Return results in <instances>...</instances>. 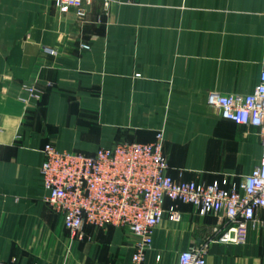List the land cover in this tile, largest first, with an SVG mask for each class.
<instances>
[{
	"label": "crops",
	"instance_id": "obj_1",
	"mask_svg": "<svg viewBox=\"0 0 264 264\" xmlns=\"http://www.w3.org/2000/svg\"><path fill=\"white\" fill-rule=\"evenodd\" d=\"M110 1L106 10L96 0L81 20L54 0H0L2 264L131 262L135 238L124 230L87 225L81 240L64 228L46 201V143L94 154L163 131L169 173L202 183L239 181L260 162L257 129L223 118L208 99L259 84L264 0ZM31 85L40 101L29 98ZM178 207L180 222L156 228L148 264H176L181 251L223 233L217 217ZM206 264H264V232L251 223L243 243L211 242Z\"/></svg>",
	"mask_w": 264,
	"mask_h": 264
},
{
	"label": "built area",
	"instance_id": "obj_2",
	"mask_svg": "<svg viewBox=\"0 0 264 264\" xmlns=\"http://www.w3.org/2000/svg\"><path fill=\"white\" fill-rule=\"evenodd\" d=\"M54 1L60 13L73 12L86 20L96 0ZM103 5L108 10L111 1L103 0ZM79 48L88 51L91 46L80 42ZM44 52L56 56L58 49L45 47ZM25 89L29 98L42 99L43 91L37 86ZM208 102L223 118L257 129L263 151L249 175L239 181L224 176L212 183L174 178L169 173L163 131L151 142L125 141L100 147L94 154L59 151L46 143L41 167L46 201L61 213L64 228L81 240L87 225L124 230L135 238L130 264H148L156 228L165 218L175 223L183 218L178 203L193 205L200 215L217 217L224 230L218 238L181 251L176 264H206L211 242L243 243L251 223L264 232V217L260 216L264 211V70L254 92L212 93ZM167 200L171 202L168 207ZM160 259L157 254L156 260Z\"/></svg>",
	"mask_w": 264,
	"mask_h": 264
}]
</instances>
